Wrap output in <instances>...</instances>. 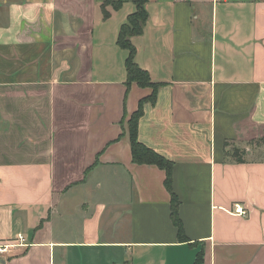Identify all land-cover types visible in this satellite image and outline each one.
Wrapping results in <instances>:
<instances>
[{
  "label": "crops",
  "instance_id": "1",
  "mask_svg": "<svg viewBox=\"0 0 264 264\" xmlns=\"http://www.w3.org/2000/svg\"><path fill=\"white\" fill-rule=\"evenodd\" d=\"M135 1L0 0V264H264V0H146L129 37L185 239L165 171L131 158Z\"/></svg>",
  "mask_w": 264,
  "mask_h": 264
},
{
  "label": "trees",
  "instance_id": "2",
  "mask_svg": "<svg viewBox=\"0 0 264 264\" xmlns=\"http://www.w3.org/2000/svg\"><path fill=\"white\" fill-rule=\"evenodd\" d=\"M135 2L136 9L134 12L128 15L127 21L121 25L117 37V43L121 47L128 49V56L125 60V67L127 73L126 87L129 88L130 84L132 82H135L139 86L152 87V93L149 98L141 99L139 101L137 108L130 114L127 119V130L130 140L131 158L134 163L154 164L165 171L164 184L171 195V220L177 228V234L179 239H185L182 222L178 216L179 200L172 190V161L142 143L137 136L138 120L143 113V102L146 99H154L157 84L151 82L147 71L140 68L135 63L133 58L135 48L130 43L129 37L133 34L139 33L146 20V11L144 8L146 0H136ZM122 133H124V131ZM260 140L264 143V138ZM233 156L236 158V160H241L239 156V151L237 149L236 151H234ZM195 264H203L201 251H199L196 255Z\"/></svg>",
  "mask_w": 264,
  "mask_h": 264
},
{
  "label": "built area",
  "instance_id": "3",
  "mask_svg": "<svg viewBox=\"0 0 264 264\" xmlns=\"http://www.w3.org/2000/svg\"><path fill=\"white\" fill-rule=\"evenodd\" d=\"M230 214L246 216L248 214V208L242 203L234 202L230 208L227 209ZM20 238V237H19ZM8 243H0V253L7 250Z\"/></svg>",
  "mask_w": 264,
  "mask_h": 264
},
{
  "label": "rangeland",
  "instance_id": "4",
  "mask_svg": "<svg viewBox=\"0 0 264 264\" xmlns=\"http://www.w3.org/2000/svg\"><path fill=\"white\" fill-rule=\"evenodd\" d=\"M262 138H264V137H261V138L257 139L255 142H252V143H256V144H255L256 146H260V147H259L260 149L256 151V156L259 155V156H261V157H264V143H263V141L260 140V139H262ZM233 146H234V147H237V148L239 147V146L236 145V144H233ZM234 147L231 146V147L229 148V151H231V153H232V152L234 153V151H236ZM251 147H252V146H251ZM239 148H241V147H239Z\"/></svg>",
  "mask_w": 264,
  "mask_h": 264
},
{
  "label": "water",
  "instance_id": "5",
  "mask_svg": "<svg viewBox=\"0 0 264 264\" xmlns=\"http://www.w3.org/2000/svg\"><path fill=\"white\" fill-rule=\"evenodd\" d=\"M4 261L3 260H1V263H3Z\"/></svg>",
  "mask_w": 264,
  "mask_h": 264
}]
</instances>
